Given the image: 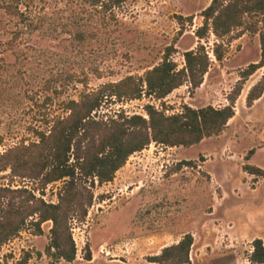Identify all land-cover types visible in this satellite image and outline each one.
I'll list each match as a JSON object with an SVG mask.
<instances>
[{"label": "rangeland", "instance_id": "374dc122", "mask_svg": "<svg viewBox=\"0 0 264 264\" xmlns=\"http://www.w3.org/2000/svg\"><path fill=\"white\" fill-rule=\"evenodd\" d=\"M211 2L127 0L109 8L87 0H24L22 18L0 9V156L14 149L33 161L41 150L33 145L40 141L38 132L49 133L68 114L69 100L130 75L144 76L163 62L171 45L177 49L172 60L185 67L184 53L197 48L195 32ZM240 35L222 62L212 53L215 35L202 40L213 63L200 87L186 83L161 100L113 98L94 113L109 122L120 114L148 118V104L172 115L186 105L222 108L235 100V116L220 135L190 147L152 142L133 153L111 182L80 180L93 200L89 204L88 193L80 196L85 217L78 202L70 212L73 261L57 259L48 249L53 222H44L39 234L38 217H32L1 247L0 264H161L150 258L189 233L194 242L188 264H255L253 242H264V176L245 167L264 168V66L244 74L264 57L260 34ZM254 87L261 96L249 105ZM91 142L84 141V150ZM37 173L0 172V189H27L58 203L68 178L44 186ZM23 198L9 192L0 207Z\"/></svg>", "mask_w": 264, "mask_h": 264}, {"label": "trees", "instance_id": "16d2710c", "mask_svg": "<svg viewBox=\"0 0 264 264\" xmlns=\"http://www.w3.org/2000/svg\"><path fill=\"white\" fill-rule=\"evenodd\" d=\"M87 1L94 6L113 8L127 0ZM23 2L24 0L6 1L0 4V9L8 15L22 18L25 14ZM201 15L204 18L203 24L195 32L200 41L196 49L184 53L185 67L179 69L172 60L177 49L175 45H171L166 49L163 62L149 69L144 76L130 75L120 81L104 84L96 90L85 91L79 99L69 100L65 107L68 114L57 118L49 133L38 132L40 141L33 145L41 150L33 161L23 152L16 153L14 149L0 156V172L10 169L14 174H28L30 171L35 174L38 170L37 176H43L44 186L68 178L58 203H48L27 189H0V199L9 192H17L24 197L20 202L8 201L0 207V249L21 232L28 219L38 217L34 225L39 234L43 232L44 222L52 221L54 224L48 249L55 250L53 255L57 259L73 261L77 247L71 231L70 212L78 202L85 217L87 205L80 201V196L88 193L89 204L93 200L89 187H79L80 180L97 178L102 184L111 182L133 153L142 151L152 142L172 147H190L224 131L235 116V100L222 108L209 105L197 109L186 105L182 112L172 115L148 104L145 106L148 118L143 115L120 114L117 118L110 117L109 122L95 119L97 111L109 99L135 100L152 96L161 100L186 83H190L193 88L200 87L213 63L210 51L202 43L211 34L217 40L212 53L220 62L225 59L231 42L244 32L260 34L264 57V0H212ZM254 17L260 19L251 22L250 19ZM235 33L238 35H234ZM263 66V58L259 63L250 64L244 78L253 75ZM256 90L257 87H254L248 95L249 105L261 96L256 94ZM98 133L101 137L96 141ZM85 140L92 142L84 150L82 144ZM254 152L253 149L250 153ZM71 155L76 160L74 163H70ZM245 170L264 176V168L259 166L246 165ZM193 242V235L186 234L179 243L165 247L160 255L151 257L150 260L161 264H188ZM253 246L250 261L264 264L263 240H254ZM87 258L90 260L91 254Z\"/></svg>", "mask_w": 264, "mask_h": 264}]
</instances>
